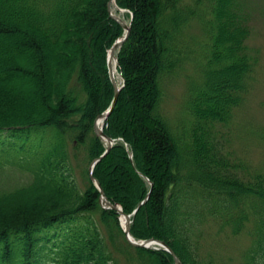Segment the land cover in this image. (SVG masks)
Wrapping results in <instances>:
<instances>
[{"label": "trees", "instance_id": "1", "mask_svg": "<svg viewBox=\"0 0 264 264\" xmlns=\"http://www.w3.org/2000/svg\"><path fill=\"white\" fill-rule=\"evenodd\" d=\"M109 1L0 0V264H174L127 241L88 172L105 148L93 124L113 95L107 50L124 32ZM115 2L130 27L103 126L117 140L92 176L125 213L148 194L130 233L164 240L182 264H230L202 248L210 223L247 228L241 264H264V172L236 157L226 130L254 71L252 11L245 0ZM196 22L207 65L172 120L161 103L192 56Z\"/></svg>", "mask_w": 264, "mask_h": 264}, {"label": "rangeland", "instance_id": "2", "mask_svg": "<svg viewBox=\"0 0 264 264\" xmlns=\"http://www.w3.org/2000/svg\"><path fill=\"white\" fill-rule=\"evenodd\" d=\"M245 8L252 11L249 23L251 33L247 44L256 59L245 100L234 111L226 130L230 139V147L234 150L236 157L247 164L250 169L264 172V0H245ZM112 9L114 14L118 15L125 23H129L125 9L120 8L123 11H119L114 6ZM207 13L206 17L210 18L209 12ZM203 22L208 30L207 22ZM204 27L201 23H194L191 32L195 36L190 42L191 47L189 46L190 51L193 52L192 56L183 65L180 75L166 87L161 104L167 117L173 118L174 116L176 118L179 117V114L184 113L185 106L187 107L189 86L193 89L202 81L201 74L207 65L209 53V40H207V33L204 34ZM115 80L118 84L122 83L119 69ZM246 229L233 235L226 228L219 229L217 223H210L205 229V235L201 238L202 248L230 264H241V253L250 244L247 235L249 230Z\"/></svg>", "mask_w": 264, "mask_h": 264}, {"label": "water", "instance_id": "3", "mask_svg": "<svg viewBox=\"0 0 264 264\" xmlns=\"http://www.w3.org/2000/svg\"><path fill=\"white\" fill-rule=\"evenodd\" d=\"M113 6L116 7L119 11H123L122 9H120L116 5L115 0H110L108 2V5H107L108 14L110 17H112L114 20H116L121 25L124 32L119 38H117L113 42L112 46L108 49V52H107L106 63H107V70H108V74L110 77V81H111L112 86H113V95H112L111 102H110L109 106L107 107V109L105 111L101 112L94 119V124H93L94 132L97 136L101 137L104 140L105 148H104V151L100 155H98L97 157H95L91 161V163L89 165V169H88L89 176H90V179L94 182V185L96 186V188L100 192L99 201L102 204V206L104 208L114 209L117 212V214L119 215L120 225L122 227V230H123L124 235H125L126 239L128 240V242H130L132 245L138 246V247L154 248V249L161 248V249L167 251L168 253H170L172 255V257L174 258L175 264H182L180 258L176 255V253L173 251V249L164 240L157 239V238L136 239L130 233V222H131L132 216L134 215L136 210L147 200L148 194L145 196V198L142 201H140L138 203V205L132 211V213L127 214L123 211L122 207L119 204L111 203L106 198V196L104 195V192L100 186L99 181L92 176V172H93V169H94V166L96 165V163L98 161H100L108 153L110 148L116 143V140H117V139H114L112 137L107 136L104 133L103 122L106 120V118L108 117V115L112 111V109H113V107L117 101L118 94H119L121 88L123 87V83L118 84L115 80V77L113 76L111 62H112V57H114V55H115V52H117L119 50L123 41L127 38L130 27H129V23H125L118 15L114 14L113 9H112ZM114 59H115L116 66H118V60H117L116 55H115ZM120 75H121V72H120ZM121 78H122V82H123L124 79L122 76H121ZM127 149H128V147H127ZM129 158L132 162V154L131 153L129 154ZM150 184H151V182H150ZM121 217H124V220H125L124 223L122 222Z\"/></svg>", "mask_w": 264, "mask_h": 264}, {"label": "bare ground", "instance_id": "4", "mask_svg": "<svg viewBox=\"0 0 264 264\" xmlns=\"http://www.w3.org/2000/svg\"><path fill=\"white\" fill-rule=\"evenodd\" d=\"M107 52H108V50H107ZM115 55H116V52H115ZM115 55H114V57H112V62H111L112 72H113V76L114 77H116V75L118 74V68L116 66L115 59H114L115 58ZM106 57H107V55H106ZM121 219H122V222L124 223L125 222L124 217H121Z\"/></svg>", "mask_w": 264, "mask_h": 264}]
</instances>
